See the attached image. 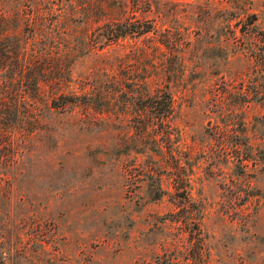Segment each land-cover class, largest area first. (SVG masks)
<instances>
[{"label":"rangeland","instance_id":"obj_1","mask_svg":"<svg viewBox=\"0 0 264 264\" xmlns=\"http://www.w3.org/2000/svg\"><path fill=\"white\" fill-rule=\"evenodd\" d=\"M5 9L20 17L19 60L42 54L41 98L105 104H38L17 114L26 122L11 143L0 139V264H264V0H7ZM115 21L148 31L109 43ZM143 81L172 96L187 203L166 144L167 161L142 152L127 102Z\"/></svg>","mask_w":264,"mask_h":264},{"label":"trees","instance_id":"obj_2","mask_svg":"<svg viewBox=\"0 0 264 264\" xmlns=\"http://www.w3.org/2000/svg\"><path fill=\"white\" fill-rule=\"evenodd\" d=\"M6 1L0 0V139L11 143V129L17 123H25L26 121L22 120V116L29 111L30 107H36L38 104L47 110H65L71 104L81 105L85 110L90 107L95 110L98 105L102 106L103 103L105 104V99L100 95L95 97L80 96V98H74V100L61 94L50 96L49 98H41L40 90L43 80H40L39 77L42 76L43 66L35 61L42 54L34 51L29 55L26 62L19 60L22 57L20 52L22 42L15 30L18 27V23H20V17L16 15L8 17L5 9ZM112 23L108 25L109 43L116 42L119 37L127 33H145L148 31V26L143 24L135 25L126 21H115ZM45 84L51 89L60 85L59 82H47ZM26 90H29L31 95L26 94ZM172 102V96L166 90V86L156 87L153 91H150L148 82L143 81L137 98L134 99L133 96H129L127 105L128 107L134 105L138 112L137 116L139 117H136L135 123L139 129V142L143 149L142 152L146 157L152 159L153 155H155L159 156L161 160L164 156L161 147L166 144L165 147L167 149L165 152L168 157L173 159V165L176 169L173 177L175 193L181 194V200L187 203L189 201L187 194L188 178H185L184 174L177 171L180 169V162L176 154V148L171 146L169 122L173 111ZM17 114L22 116L17 119ZM154 125H158V128L154 129ZM163 159L167 161L166 157ZM146 175L155 185L151 187L150 197H160L162 190L158 183V177L156 179L153 178L151 170ZM129 177L127 179V187L135 183V179ZM127 192L133 193V190H127Z\"/></svg>","mask_w":264,"mask_h":264}]
</instances>
